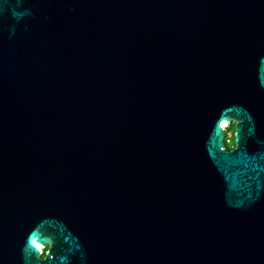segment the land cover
Returning a JSON list of instances; mask_svg holds the SVG:
<instances>
[{
    "label": "water",
    "instance_id": "95a60500",
    "mask_svg": "<svg viewBox=\"0 0 264 264\" xmlns=\"http://www.w3.org/2000/svg\"><path fill=\"white\" fill-rule=\"evenodd\" d=\"M0 264H264V0H0Z\"/></svg>",
    "mask_w": 264,
    "mask_h": 264
},
{
    "label": "built area",
    "instance_id": "2783aa9c",
    "mask_svg": "<svg viewBox=\"0 0 264 264\" xmlns=\"http://www.w3.org/2000/svg\"><path fill=\"white\" fill-rule=\"evenodd\" d=\"M221 124H222L221 125L222 128L225 131V128L228 127V123H226L225 121H222ZM232 136H233L232 133H230L229 131H227L226 133H224V138H223L224 143L225 144H229L231 142ZM42 249H43V247L41 246V251H43Z\"/></svg>",
    "mask_w": 264,
    "mask_h": 264
},
{
    "label": "rangeland",
    "instance_id": "374dc122",
    "mask_svg": "<svg viewBox=\"0 0 264 264\" xmlns=\"http://www.w3.org/2000/svg\"><path fill=\"white\" fill-rule=\"evenodd\" d=\"M229 131L230 133H233V126H232V123L228 124V127L225 128V133ZM45 247H43L42 250H44Z\"/></svg>",
    "mask_w": 264,
    "mask_h": 264
},
{
    "label": "trees",
    "instance_id": "16d2710c",
    "mask_svg": "<svg viewBox=\"0 0 264 264\" xmlns=\"http://www.w3.org/2000/svg\"><path fill=\"white\" fill-rule=\"evenodd\" d=\"M233 126V125H232ZM230 143H232L233 144V136H232V138H231V142ZM230 143L229 144H225L227 147H230V148H232L233 146L232 145H230Z\"/></svg>",
    "mask_w": 264,
    "mask_h": 264
},
{
    "label": "flooded vegetation",
    "instance_id": "af4514ba",
    "mask_svg": "<svg viewBox=\"0 0 264 264\" xmlns=\"http://www.w3.org/2000/svg\"><path fill=\"white\" fill-rule=\"evenodd\" d=\"M232 125H233V123H232ZM230 145H232L233 146V144L232 143H230ZM230 148V147H229ZM47 247L48 246H45V249L43 250V253L45 252V250L47 249ZM44 254H42V256H43Z\"/></svg>",
    "mask_w": 264,
    "mask_h": 264
},
{
    "label": "clouds",
    "instance_id": "9594fccd",
    "mask_svg": "<svg viewBox=\"0 0 264 264\" xmlns=\"http://www.w3.org/2000/svg\"><path fill=\"white\" fill-rule=\"evenodd\" d=\"M13 15H14V16L22 15V13H16V12H13Z\"/></svg>",
    "mask_w": 264,
    "mask_h": 264
},
{
    "label": "bare ground",
    "instance_id": "6f19581e",
    "mask_svg": "<svg viewBox=\"0 0 264 264\" xmlns=\"http://www.w3.org/2000/svg\"><path fill=\"white\" fill-rule=\"evenodd\" d=\"M40 246V248H41V245H39Z\"/></svg>",
    "mask_w": 264,
    "mask_h": 264
}]
</instances>
